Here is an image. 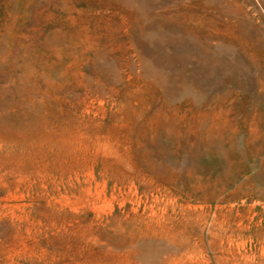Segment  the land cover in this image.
<instances>
[{"label": "rangeland", "instance_id": "1", "mask_svg": "<svg viewBox=\"0 0 264 264\" xmlns=\"http://www.w3.org/2000/svg\"><path fill=\"white\" fill-rule=\"evenodd\" d=\"M0 264H264V0H0Z\"/></svg>", "mask_w": 264, "mask_h": 264}]
</instances>
